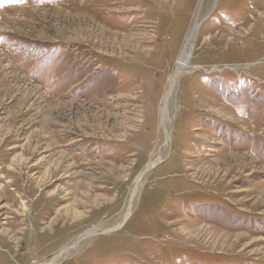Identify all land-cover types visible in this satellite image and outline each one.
Here are the masks:
<instances>
[{
    "label": "rangeland",
    "instance_id": "374dc122",
    "mask_svg": "<svg viewBox=\"0 0 264 264\" xmlns=\"http://www.w3.org/2000/svg\"><path fill=\"white\" fill-rule=\"evenodd\" d=\"M102 1L0 0V264H264V0Z\"/></svg>",
    "mask_w": 264,
    "mask_h": 264
},
{
    "label": "bare ground",
    "instance_id": "6f19581e",
    "mask_svg": "<svg viewBox=\"0 0 264 264\" xmlns=\"http://www.w3.org/2000/svg\"><path fill=\"white\" fill-rule=\"evenodd\" d=\"M109 1H111V0H109ZM98 2V1H97ZM100 2H103L102 0H100ZM125 2V1H124ZM120 3V2H119ZM101 7V6H100ZM96 10V9H95ZM98 11V10H97ZM99 12V11H98ZM96 13V12H95ZM107 13V12H106ZM105 13V14H106ZM107 14H109V13H107ZM113 14V13H112ZM114 15H115V13H114ZM118 15V14H117ZM117 15H115V16H117ZM124 15V14H123ZM131 14H129V16H130ZM99 16V15H98ZM111 16V15H110ZM102 17H104V16H102ZM105 18V17H104ZM103 18V19H104ZM117 18V17H116ZM121 19V18H120ZM197 20L199 19V18H196ZM112 20V19H111ZM104 21V20H103ZM94 22V21H93ZM97 22V21H96ZM109 24V23H108ZM108 24H106L107 26H109ZM115 25V24H114ZM110 27V26H109ZM113 27V26H112ZM199 28H200V22L199 21H196L195 23H194V25H193V27L190 29V31L188 32V35H187V37H186V41H185V43L183 44V47H182V50H181V53H180V55H179V60H178V62H177V65H176V71H175V74L169 79V85H168V89H167V91L165 92V94H164V98H163V101H162V106H161V113H162V115H163V122H164V124H165V118H166V114L168 113L167 111V109H168V106H169V103H170V99H171V97H172V94H173V92H174V90H175V87L177 86V83H178V80H179V78L183 75V74H185L184 72L186 71V66H184L183 65V62H184V60H185V58L187 57V55L189 54V52H190V50H191V48H192V46H193V44H194V41H195V37H196V34H197V32L199 31ZM160 160H162L161 159V157H159V158H157L156 160H154V161H151L148 165H147V167L145 168V170L141 173V175H140V177L138 178V180H140L141 178H143L146 174H147V172H149V171H151L157 164H159V162H160ZM130 209H129V211H128V213L126 214V216L124 217V221L121 223V225L119 226V228L118 229H120L126 222H127V220L130 218ZM87 234H85V237H87V238H91V237H93V236H95L96 234H98V233H96V231H92V230H90V231H88V232H86ZM75 246H77V244L75 245ZM66 252H68V251H65V252H63L62 254H64V253H66ZM61 256V255H60ZM58 258H59V256H57V258L56 259H54L53 261V264L54 263H56L57 261L56 260H58ZM56 261V262H55Z\"/></svg>",
    "mask_w": 264,
    "mask_h": 264
}]
</instances>
